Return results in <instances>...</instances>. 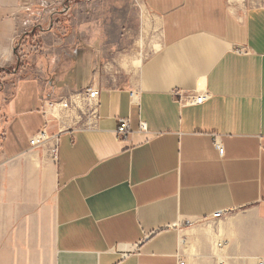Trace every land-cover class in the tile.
<instances>
[{"label":"crops","instance_id":"crops-1","mask_svg":"<svg viewBox=\"0 0 264 264\" xmlns=\"http://www.w3.org/2000/svg\"><path fill=\"white\" fill-rule=\"evenodd\" d=\"M141 1L158 48L126 71L111 29L65 35L59 0H0V264H178L184 237L264 256V0ZM88 85L97 127L62 134L56 161L32 148L44 100Z\"/></svg>","mask_w":264,"mask_h":264},{"label":"rangeland","instance_id":"rangeland-1","mask_svg":"<svg viewBox=\"0 0 264 264\" xmlns=\"http://www.w3.org/2000/svg\"><path fill=\"white\" fill-rule=\"evenodd\" d=\"M96 3L95 6L90 5L85 8L83 4L74 7L73 2L59 0L57 8L65 7L63 13L67 14L60 16L56 24L61 25L66 31L63 33L65 35L75 30L78 33L81 27L111 29L113 31L109 36L111 43L117 44L118 40L121 42L119 47L115 45L116 52L114 55L111 54L108 60L112 62V58H115L126 71L137 68L147 54L158 48L159 42L158 29L142 7V1L98 0ZM34 37H30V45L35 43L38 46L39 35ZM181 245L185 254L189 256L191 264H219V259L216 257L219 252L215 250L216 248L204 253V245L199 244L192 237L181 239Z\"/></svg>","mask_w":264,"mask_h":264},{"label":"built area","instance_id":"built-area-1","mask_svg":"<svg viewBox=\"0 0 264 264\" xmlns=\"http://www.w3.org/2000/svg\"><path fill=\"white\" fill-rule=\"evenodd\" d=\"M66 10V8H63ZM69 9V8H68ZM242 51V49L240 50ZM179 101L182 105H197L210 98L209 91L198 94L193 92L178 91ZM131 97H135V92H131ZM100 107V88L95 85H88L82 89L73 92L70 95H62L55 99L44 100L42 114L44 116V125L40 131L30 138L32 148H43L47 155L53 161L58 159L60 136L64 133L74 130H88L97 127L99 120ZM56 124V132H51V125ZM140 130H147L145 122H141ZM117 134L122 139H127L131 132L130 117L120 118L116 129ZM3 136L0 132V138ZM215 145L219 153L223 155V148L218 140ZM223 211L213 214V218H219ZM207 219V218H206ZM205 219V220H206ZM225 242L218 240L215 248L219 252L216 257L219 264H229V256L222 253ZM254 264H264V256H257L253 259ZM178 264H191L186 256L181 255L178 258Z\"/></svg>","mask_w":264,"mask_h":264}]
</instances>
